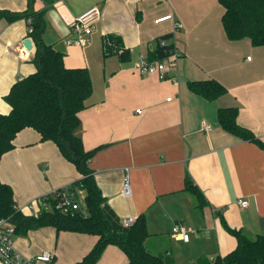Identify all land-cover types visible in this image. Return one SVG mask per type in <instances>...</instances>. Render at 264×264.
<instances>
[{
  "label": "crops",
  "instance_id": "1",
  "mask_svg": "<svg viewBox=\"0 0 264 264\" xmlns=\"http://www.w3.org/2000/svg\"><path fill=\"white\" fill-rule=\"evenodd\" d=\"M29 0H0V9L24 12ZM102 12L84 45L68 44L74 21L90 8ZM43 11V40L65 54L68 68H87L93 93L79 113L77 135L86 151L97 149L90 161L107 204L123 220L147 217L148 250L169 254L175 264L213 261L232 252L237 241L222 225L251 238L264 233V149L222 128L218 110L238 109V123L264 142V46L250 39L231 41L223 27L219 0H34ZM173 16L172 20L155 23ZM182 27L176 30L175 25ZM27 21L0 20V113L10 112L4 100L13 84L35 72L32 50L24 46ZM119 37L130 59L104 58L103 40ZM173 35L180 55L178 83L157 74H142L137 65L151 61L159 39ZM216 80L227 93L209 101L191 92L188 82ZM168 99H171L168 101ZM140 110L141 113H137ZM207 124L209 130L204 131ZM14 149L0 162V180L13 189L17 207L71 185L82 176L53 142H42L33 129L21 131ZM132 195L122 192L125 175ZM190 177L206 200L199 208L186 190ZM249 202L247 208L240 201ZM182 224L191 229L189 242L172 238ZM98 237L58 232L53 227L16 235L14 248L25 258L51 253V263L78 264ZM0 264H3L0 262ZM97 264H129L126 254L110 245Z\"/></svg>",
  "mask_w": 264,
  "mask_h": 264
},
{
  "label": "trees",
  "instance_id": "2",
  "mask_svg": "<svg viewBox=\"0 0 264 264\" xmlns=\"http://www.w3.org/2000/svg\"><path fill=\"white\" fill-rule=\"evenodd\" d=\"M219 3L224 9L222 22L229 40L248 38L254 46H264V0H219ZM33 4L34 0H29L28 9L18 13L0 9V20L27 21L28 28L32 29L28 38L36 48L35 72L15 82L4 97L10 112L0 113V162L4 154L14 149L17 135L25 129H33L41 135L42 142L55 143L61 155L75 166L82 177L68 187L82 188L85 198L74 215L54 210L43 211L36 218L19 210L12 187L0 180V220L10 219L16 226V235L24 236L34 229L53 227L58 232L97 236L95 246L78 264H97L110 245L119 247L128 257L129 264H175L171 255L154 254L147 249L146 242L151 235L145 214L139 216L134 225L125 227L107 204L90 167L97 149L86 151L77 135L81 123L79 113L93 93L90 72L87 68L66 67L65 54L45 43V15L43 11H33ZM172 38L173 35H167L158 40L151 61H162L175 53ZM103 55L104 58L118 55L126 61L131 53L119 37L109 35L103 40ZM187 85L191 92L209 101L227 93L225 86L216 80L191 81ZM237 118L236 107L218 110V120L224 130L264 149V142L250 129L241 126ZM185 185L196 197L199 208L204 207L203 193L188 176ZM221 220L224 229L235 237L236 248L213 261L199 259L194 264H264V233L251 238L242 230L231 228L223 216Z\"/></svg>",
  "mask_w": 264,
  "mask_h": 264
},
{
  "label": "built area",
  "instance_id": "3",
  "mask_svg": "<svg viewBox=\"0 0 264 264\" xmlns=\"http://www.w3.org/2000/svg\"><path fill=\"white\" fill-rule=\"evenodd\" d=\"M102 12L94 6L77 17L71 27V34L75 35L74 40H70L68 44L84 45L87 42V37L92 33L93 27L101 21ZM173 16H167L155 21L159 24L165 21L172 20ZM182 27L181 24L176 23L175 28L179 30ZM28 32L31 33L32 29L28 28ZM180 55L176 49L175 53L169 58L162 61H148L142 60L137 65V69L142 74H157L161 79H171L174 83H178V75L174 73V76L169 77L168 68L177 69V62ZM171 99H168L170 101ZM137 113H141L140 110ZM203 130H209L207 124L203 125ZM123 195L130 197L132 195V188L130 183V177L125 175L123 180ZM85 192L82 188L71 189L68 186L64 187L61 191L55 190L48 195L39 196L31 200L27 204V208L30 212V216L38 218L43 211H59L65 215H74L75 211L81 208V199L84 201ZM54 201V205L52 204ZM240 205L243 208L249 206V202L242 200ZM22 211L21 209H19ZM136 218L130 216L122 220V224L125 227H130L135 224ZM191 229L185 227L182 224H177L172 229V238L189 242ZM16 236V226L10 221V219L0 220V262L3 264H41L51 263L54 256L51 253H43L33 259L25 258L14 248V238Z\"/></svg>",
  "mask_w": 264,
  "mask_h": 264
},
{
  "label": "water",
  "instance_id": "4",
  "mask_svg": "<svg viewBox=\"0 0 264 264\" xmlns=\"http://www.w3.org/2000/svg\"><path fill=\"white\" fill-rule=\"evenodd\" d=\"M24 46L26 47L27 50L31 51L32 50V41L30 39L25 40Z\"/></svg>",
  "mask_w": 264,
  "mask_h": 264
},
{
  "label": "rangeland",
  "instance_id": "5",
  "mask_svg": "<svg viewBox=\"0 0 264 264\" xmlns=\"http://www.w3.org/2000/svg\"><path fill=\"white\" fill-rule=\"evenodd\" d=\"M83 204V201H82V199H81V205ZM148 249V248H147Z\"/></svg>",
  "mask_w": 264,
  "mask_h": 264
}]
</instances>
